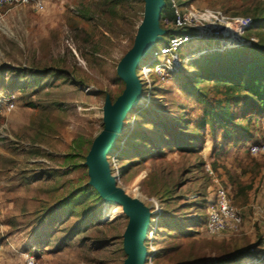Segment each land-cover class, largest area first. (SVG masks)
I'll return each instance as SVG.
<instances>
[{
    "label": "rangeland",
    "instance_id": "obj_1",
    "mask_svg": "<svg viewBox=\"0 0 264 264\" xmlns=\"http://www.w3.org/2000/svg\"><path fill=\"white\" fill-rule=\"evenodd\" d=\"M44 1L41 11L30 6L0 9V106L6 119L0 126V264H21L27 252L34 254L37 264H125L123 235L129 218L122 206H108L90 185L86 156L104 128L107 104L112 105L126 88L116 68L136 43L145 20L144 0H126L111 17L86 12L80 0ZM176 1L242 16L247 9L264 5V0ZM163 2L160 28L162 20L171 17L169 0ZM258 32L254 35L261 42L264 30ZM246 35L254 36L251 32ZM163 44L159 42L155 48ZM213 45L192 41L180 49L179 58L190 54L194 46L200 50ZM149 59L146 56L140 65ZM140 65L135 75L142 98L122 119L121 133L107 162L125 194L150 207L151 234L146 235L144 246L152 256L146 264L185 263L189 247L193 259L207 263L249 249L255 255L239 264H264V249L259 248L264 237L263 155L240 157L231 149L215 158L210 154L213 144L206 137L202 149L195 153L178 152L164 142L168 147L161 151H151L147 145L150 153L144 158L141 154L132 161L119 157L136 124H143L140 128L149 134L154 130L145 126L150 118L141 115L143 110L149 111L155 122L175 116L177 104L186 109L191 104L181 93L190 65L173 83L159 85L152 77L149 98ZM55 69L62 74L55 76ZM11 95L15 96L14 108L7 111L5 101ZM262 135L263 130L255 138ZM215 163L216 170L212 167ZM206 165L213 175L208 174ZM226 172L246 181L250 189L232 190ZM177 182L176 197L166 204L163 193ZM217 184L226 188L242 214L243 227L237 235L208 236V201L201 208L193 203L201 194L206 198L213 195ZM150 200L156 202L157 211ZM69 201L73 205L70 211ZM166 210L178 220H187L188 225L182 228L188 233H179L180 227L170 232L173 225L159 227ZM176 243L181 245L179 251L168 259L160 258L162 250Z\"/></svg>",
    "mask_w": 264,
    "mask_h": 264
},
{
    "label": "trees",
    "instance_id": "obj_2",
    "mask_svg": "<svg viewBox=\"0 0 264 264\" xmlns=\"http://www.w3.org/2000/svg\"><path fill=\"white\" fill-rule=\"evenodd\" d=\"M80 1L83 2L86 12L94 11L103 16L111 17L116 15L119 6L124 4L126 0H98L95 4H88L89 0ZM226 3L228 4V2ZM225 13L237 15L227 11ZM246 13V16L251 15L248 17L252 20L248 32L254 35L259 33L258 31L264 30V5L257 6L253 11L247 9ZM162 29H166L162 41L164 43L166 42L165 38L168 36L180 33L172 27L163 26ZM260 40L258 39L257 43L249 47L232 49L192 61L190 63L191 73L189 78L181 82V93L191 103L189 108L186 109L177 104L175 116L165 117V119L158 118L154 120L155 122H152L153 117L149 115V111L143 110L144 112L140 114L144 115L146 113V117L150 118L145 122V126L154 130L151 131L150 135L149 132L140 128V126L144 127L143 124L140 123V126L136 124L129 133L119 157H129L128 160L132 161L138 157V154H141L144 158L150 153L145 148L147 145H151V151H161L169 146L172 149L176 148L178 152L195 153L202 149L207 140L206 137H209L213 144L210 152L212 157L219 158L221 155L230 152L231 149L237 150L240 157L241 151L244 149L249 153V144L258 140L255 137L262 131L264 126V40L263 38V41L260 42ZM54 73L55 76L61 75L62 70L55 69ZM202 84H205L206 88L200 87ZM143 118L145 117L143 116ZM192 118L195 120H192ZM5 121L0 106V126ZM164 142L168 146H165ZM215 165L216 163L212 167L216 170ZM226 173L228 176L226 178L232 190H236L238 187L242 190L250 189V185L246 181L240 180L235 174ZM250 179L254 180L253 174L250 175ZM179 185L177 182L170 190L163 193L165 197L163 201H167L166 204H168V200L173 201L175 199ZM204 196L205 194H201L193 202L197 208L204 207V201L206 200V196ZM66 205L68 211H70L73 206L71 201L67 202ZM164 214L166 216L161 215L158 221L160 228L163 229L166 225H173L170 232L175 227H180L178 228L181 231L179 233H188L186 229L182 228L185 227L184 225H188L187 220H178L168 210L164 211ZM195 222L198 223V220ZM195 225L193 224L192 227ZM156 233L158 236L159 232ZM192 236L189 237L192 238ZM180 246L177 243L170 245L162 250V257L160 258L168 259L169 255L181 249ZM189 248L188 254H185L188 261L185 263L173 262V264H239L241 259L255 255L247 249L216 258L213 262L207 263L203 262V259H193L192 247Z\"/></svg>",
    "mask_w": 264,
    "mask_h": 264
},
{
    "label": "built area",
    "instance_id": "obj_3",
    "mask_svg": "<svg viewBox=\"0 0 264 264\" xmlns=\"http://www.w3.org/2000/svg\"><path fill=\"white\" fill-rule=\"evenodd\" d=\"M169 3L172 18H164L162 25L172 27L180 33L168 36L167 41L161 47L155 48L154 46L147 55L150 56V59L140 65L141 81L146 87L145 95L148 98L153 89L152 77L157 80L159 85L173 83L179 79L178 76L183 72L182 69L196 59L206 58L232 49L249 47L258 42L255 36L246 35L252 25V20L248 16L230 15L218 8H198L187 2L179 4L176 0H169ZM25 6L32 7L34 11H41L45 8V1L0 0V9ZM162 30L165 34L166 29ZM163 39L164 35L160 42ZM192 41H208L215 45L200 50L194 46L190 54L180 59V49ZM14 99V95L6 99L7 111L14 108L12 103ZM148 102L149 100H147ZM262 130L263 135L255 143L248 146L249 154L252 156H264V126ZM206 171L209 175H213L209 165H206ZM206 200L208 204L205 232L208 236L222 237L237 235L241 232L244 222L242 214L233 206L226 188L217 184L213 190V195H208ZM150 202L157 211L156 202L154 200H150ZM150 229L149 227L148 235L151 234ZM259 248L264 249V237ZM2 250L3 247L0 244V255ZM21 264H37L34 254L32 252L24 254Z\"/></svg>",
    "mask_w": 264,
    "mask_h": 264
},
{
    "label": "water",
    "instance_id": "obj_4",
    "mask_svg": "<svg viewBox=\"0 0 264 264\" xmlns=\"http://www.w3.org/2000/svg\"><path fill=\"white\" fill-rule=\"evenodd\" d=\"M145 6H147V15L143 38L141 41L136 39L133 49L122 58L116 68V74L125 83L126 88L112 105L107 104L108 116L104 118V128L95 138L86 156L90 185L97 190L103 202L111 201L123 206V211L129 218L123 235V250L127 256L125 264H146L148 257L152 256L144 246L152 216L150 207L146 208L139 200L125 194L124 190L117 185L118 177L111 175L107 162V156L112 152L121 133L122 119L134 109L130 107L134 92L138 84L140 85L139 81L136 84L137 80L133 79L135 70L164 35V31L159 27L164 6L163 0H153L152 8H150L151 1L144 0V19Z\"/></svg>",
    "mask_w": 264,
    "mask_h": 264
},
{
    "label": "bare ground",
    "instance_id": "obj_5",
    "mask_svg": "<svg viewBox=\"0 0 264 264\" xmlns=\"http://www.w3.org/2000/svg\"><path fill=\"white\" fill-rule=\"evenodd\" d=\"M151 1V7L150 8H152V2H153V0H150ZM146 7L147 6H145V20H144V23H143V25H142V27H141V30H140V33H139V35H138V37H137V41H141L142 40V38H143V35H144V31H145V27H146V15H147V12H146ZM135 78V80H137L136 81V84H138V79L136 78V76L134 75L133 76V79ZM141 88V86L138 84V86H137V89L135 90V92H134V95H133V99H132V103H131V107L130 108H135V106L137 105V103L140 101V99L142 98V96H141V93L139 92V89ZM110 110V108L108 107V111ZM108 116V114L106 113L105 115H104V118H106ZM127 195V194H126ZM105 203L109 206V205H116V204H114V202H111V201H105ZM141 204V203H140ZM123 207V206H122Z\"/></svg>",
    "mask_w": 264,
    "mask_h": 264
},
{
    "label": "crops",
    "instance_id": "obj_6",
    "mask_svg": "<svg viewBox=\"0 0 264 264\" xmlns=\"http://www.w3.org/2000/svg\"><path fill=\"white\" fill-rule=\"evenodd\" d=\"M242 154H245V155H246V154H249V153H248V151H247L246 149H244V150H242V152H241V155H242ZM242 156H243V155H242Z\"/></svg>",
    "mask_w": 264,
    "mask_h": 264
}]
</instances>
